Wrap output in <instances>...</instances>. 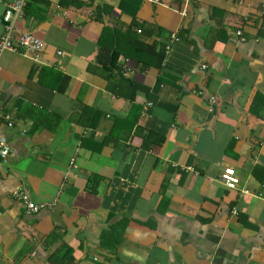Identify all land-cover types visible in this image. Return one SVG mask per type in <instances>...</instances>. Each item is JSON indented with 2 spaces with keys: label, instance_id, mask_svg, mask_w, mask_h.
<instances>
[{
  "label": "crops",
  "instance_id": "obj_1",
  "mask_svg": "<svg viewBox=\"0 0 264 264\" xmlns=\"http://www.w3.org/2000/svg\"><path fill=\"white\" fill-rule=\"evenodd\" d=\"M72 1L28 0L15 35L44 49L0 58V264H264L261 0ZM117 23L166 66L110 75L98 40Z\"/></svg>",
  "mask_w": 264,
  "mask_h": 264
},
{
  "label": "built area",
  "instance_id": "obj_2",
  "mask_svg": "<svg viewBox=\"0 0 264 264\" xmlns=\"http://www.w3.org/2000/svg\"><path fill=\"white\" fill-rule=\"evenodd\" d=\"M155 1V0H150ZM156 2V1H155ZM28 5V0H15L11 4H9L4 12L3 22H4V32L0 37V58L6 51H17L19 48H24L26 50H31L35 53L34 58L36 60L39 59L40 52L44 49V42L34 36L33 34L23 33L18 37L15 35V23L16 21L22 19L25 16V11ZM261 9L264 13V0H261ZM142 30H138V33L141 34ZM237 34L240 36L242 32L239 30ZM242 40L245 38L242 37ZM180 42L179 37L172 35V39H170V43L166 45L165 50L168 52L171 48V44ZM126 63L120 64L121 74L127 75L133 73L134 70L129 66L130 59L126 58ZM166 61L164 59L162 66H166ZM206 66L203 68L205 69ZM211 104L217 103L216 97L210 98ZM153 103H149L151 106ZM7 121V125L10 128H13L16 124L14 119L12 120V116L6 115L3 117ZM10 155V145L5 136L0 135V159L3 162L7 161L8 156ZM222 179L225 182L226 186L230 189H236L239 183V179L235 175V171L232 168L225 169L222 174ZM14 197H16L26 209L28 214H37L42 209L46 207L44 204H38L34 202L28 194L23 191L14 192ZM233 214L237 215L238 212L236 209H233Z\"/></svg>",
  "mask_w": 264,
  "mask_h": 264
},
{
  "label": "trees",
  "instance_id": "obj_3",
  "mask_svg": "<svg viewBox=\"0 0 264 264\" xmlns=\"http://www.w3.org/2000/svg\"><path fill=\"white\" fill-rule=\"evenodd\" d=\"M65 3V4H64ZM72 4H76L73 0ZM61 4L68 6L65 0H61ZM123 27L117 23L113 27H105L99 40V53L97 61L103 68L111 75L120 71L119 62L122 57H127L140 64L143 68H161L162 62L165 59V51L159 48L157 44H147L132 31L131 26L123 32ZM131 84L132 95L130 98L134 99V95L138 91L148 90L132 80H127ZM123 97L128 98V93H121Z\"/></svg>",
  "mask_w": 264,
  "mask_h": 264
}]
</instances>
